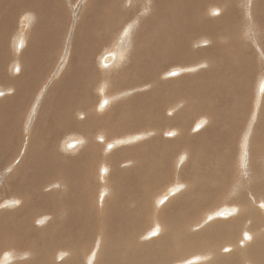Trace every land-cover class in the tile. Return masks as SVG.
<instances>
[{"label":"bare ground","instance_id":"obj_1","mask_svg":"<svg viewBox=\"0 0 264 264\" xmlns=\"http://www.w3.org/2000/svg\"><path fill=\"white\" fill-rule=\"evenodd\" d=\"M143 1L144 2H142V0H83L80 2L79 0H0V80L2 83H8L5 88H0V124H5L6 127H4L3 130L0 128V172L3 167L8 166L14 158L18 157L21 153V147H24L27 143L26 140H24L26 143L23 145L24 141H20L21 138H19L21 132L19 134L18 132L22 131L21 123H23L20 117L26 114V101L29 100V98L32 99L39 89L40 73L37 72V69L39 68V71H42L47 67L44 65L53 63L54 56H56L57 60L60 59V55L63 54L60 50L63 32L70 27L72 19L74 18L75 20V16L77 18L75 35L73 42H71V55L61 76L55 80L51 86L49 85L50 88L45 89V94L43 93L44 96L41 100L33 131L31 136L28 135L29 147L25 146L28 150L24 152L23 158H20L21 160L19 159L20 161L16 163L18 165L15 167L16 169L13 170L14 172L9 175L0 176V178L3 177L0 181V195L3 196L6 193L9 195L11 192L10 189H12V192L14 191L13 195L20 200H18V203L14 202L16 205L18 204L17 208L14 210H9V207L8 209L6 208V206L10 204V200H5V211L0 210V246L2 240L6 238V235L12 232L9 228L17 222V231H19L20 234L11 233L5 240L8 242L14 241V245L16 244L18 246V253L28 251V256L30 257L20 260L24 258V256L18 257L17 253L13 255L5 254V259H2L0 264H83V258L84 260L89 259V253H84L83 249L91 248L90 242L87 241V236L92 231H95L91 239V245L93 244L92 248L100 246V250L96 254L97 258H95V254H92L89 261L95 260L94 262L96 264H167L170 261L182 259L186 255L192 254L193 256L196 254L197 256L199 248L202 245L204 246L201 236L205 234L208 235V238L214 239H212L210 246H206V252L209 254H201V251H198V254L206 256L205 259L209 257L211 259L208 260L207 263H203V261H205L203 260L201 264H238L240 260H242L244 264H264V253L261 252L260 249V244L264 245V200H259L262 195L264 196V155L259 154L261 156H258L257 149L254 150L253 148V141L255 138L257 140L258 137L253 135L255 138H251L253 140L250 141L249 149L245 148L242 153L245 159L243 157L240 158L239 155L236 169L237 167H242L240 169L243 170V174L242 179L237 181L236 184L229 181L224 182L221 178L220 174H229L227 173L229 169L227 165H225L226 163L224 165L222 164L223 168H219V171L216 172V175H220V181H217V183L213 181L214 183L208 184L209 186L206 183L211 179L207 177L208 182L204 183V181H202L205 188H201V191L211 188L213 189L211 194L214 193L212 196L215 195L214 197H219L222 194L220 196V198L222 197V203L225 200H230L231 202L229 203L236 206L232 209L228 208L226 210H221L217 216V218L220 219L225 218L223 219V221H225L224 224H230L229 226L231 227H226L227 229H224L222 232H217L215 236H213V229L218 228L216 225L208 226L201 232H194V230H197L195 228L199 226L198 221H194L195 218H193V214L184 212L182 210L184 207H181L185 192L182 193V196H177V192L183 191L185 188L191 190L193 189L192 183H197L199 185L201 181H190L186 183L185 180V178H187L185 169L189 158V154L185 147L190 146L188 144L189 137L187 135H182V131L177 127L163 128L166 121L169 120V122H171L172 120L180 118L185 110L189 108V105L185 98L170 103L165 109H161V107L156 104V102H159L166 94L165 91H161L163 93L160 94L157 88H155L156 86L163 84L164 90H167L166 87H178L179 84L177 82L182 80L189 81L188 79L190 78L184 76L171 81H158V72H160V74L164 73L161 71L162 69L155 67L152 58V50L153 47L156 46L155 42L157 41L160 43L163 41V39L156 40V38L162 37L161 35H163L162 31L159 30L160 27H156L159 21V19L158 21L156 19L157 13L170 7V9H168L169 12L166 10L168 13L165 11L167 13L166 18L161 15V17H163L162 20L164 22L166 20V24L170 23V26H168L170 28L165 26L166 24L163 25V23L160 22L163 26L167 27V30L171 29L173 31L170 35L167 34L170 38L167 40L168 46L167 44L166 46L163 45L164 48L167 47V49L161 48L163 47L161 44L158 48L165 50L167 58L172 61L196 57L198 61L192 69L195 70L197 68L196 70H200L204 67L203 69L206 71L203 75L208 76L209 72L216 71L223 66L219 65V60L220 57H223L221 50L225 47L224 43L226 41L223 43L221 34L217 35L215 32H219V27H222V25H225L227 22L228 12H220L219 7H214V4H218L216 3L217 0L216 2H212V0ZM76 4H78V6H75ZM166 5L168 7H166ZM173 6H175V8L179 7L176 13L172 12L173 15H176L175 17L171 15V9L174 8ZM248 6H252V1H250ZM76 11L77 15H74ZM165 12L163 11L162 13L165 14ZM158 15L160 14L158 13ZM146 16L147 20H145ZM249 16H252V12L249 13ZM102 17L105 18L104 23L107 24V26L113 28L114 31L118 30V33L121 34L119 41H122L116 49L115 46H113L109 51L101 54L98 58V63H102L105 68L109 66L112 67V65L114 66L120 60V56L123 55L124 57V47L127 46V40L131 39L135 47L134 53L131 57H128L127 67L119 74V77L123 83L131 81L133 87L136 88L149 85L154 87L151 89L149 88L150 91H143L134 95L131 100L124 102L120 107L117 106L111 113L114 114L115 118L120 119L122 127H134L139 124L140 121L144 123L143 119L140 117L143 115V112L139 113L137 108L142 109L141 103L142 101L144 103L146 99V104H150V102L154 103L155 116L162 121V123L158 125L159 129L135 131L124 136L129 137V141H135L141 136L151 138L160 133L163 135L166 130L168 135H173L174 132L172 130H178L180 132V137L178 136V139H159V141L165 143L166 149H170L171 146L173 147L169 151V154L166 152H164V154L162 153V164L166 173H162V179L152 181L151 183L139 176L142 173L139 161L141 160V156L138 155L139 152L137 151L142 146L148 145L151 142L150 140L134 144L124 149L122 155H119L121 151H117L113 155L108 156V154H103V150H101L112 149L120 143L121 140V138L118 137L113 141V138H108L109 136L106 131H103L104 128H111L109 121H103L98 117V114L93 116L92 104L94 96L87 92L89 88H84L87 82L90 83L93 80H97L96 72L94 73L90 69L92 58H95L93 57V51L100 48L103 43H110L107 35L103 36V33L98 32L99 24H97V22ZM18 22H20V27L22 28L20 30L24 31V29H28L27 33L24 34L25 38H22L20 41L18 37L21 31L19 30V33L17 31ZM155 29L160 34L159 36L157 35L158 37L155 36L157 34ZM162 30L164 29L162 28ZM177 30H183V32L180 31L182 33L176 35V32H178ZM64 34L67 35V33ZM123 34L125 36H123ZM66 35L65 37L67 38ZM164 35L167 36L166 34ZM193 38L200 40L201 43L200 41L193 42ZM25 39H27V41H25ZM257 41L256 44L260 45L264 53V37H259ZM11 42L12 47L10 45ZM205 42H210V44L205 47L201 46L205 44ZM19 43L24 45H22V49L17 53V57L15 58L17 64L15 65V63H11L13 60H7L8 56L6 55V51L10 54L15 53L19 50V48H17ZM6 46L8 48H6ZM23 46H25L26 51L23 49ZM245 47L251 48V44L246 43ZM10 54L9 57L11 56ZM23 54L26 56H23ZM107 55L112 56V61L105 63L104 58ZM134 55L138 56V59L134 60ZM27 58H29L30 61ZM87 59L90 62L88 66L86 65ZM122 59L125 60V58ZM6 60L7 63H11L10 66H12V69H16L15 72L17 70L19 72L13 75V78L9 77L6 79L5 77L7 73V63H4ZM250 62L251 66L255 64L254 59L252 60L250 58ZM79 64H82V66H79ZM198 65L203 67L198 68ZM184 70V68H174L169 72V75L172 74V76H176L182 74ZM31 71H35V74L32 75ZM57 72L59 73V71ZM126 74H129L130 80L125 77ZM263 76V80L259 85V92L264 90ZM73 77L74 80L70 83ZM109 80L110 77H102L100 85L98 87H96V85L95 87L108 88ZM89 87H92V85ZM160 87H162V85ZM180 87L196 88L191 84ZM209 87L197 89V94L199 96L197 97L198 99H195L192 103V108L197 111L198 114H204V117L207 115L208 118L205 120L210 123V116L214 117L215 115L208 103L200 101V97L203 98V95H205V93L208 94L207 92L210 91L208 90ZM131 90L132 89H127L123 92L116 90V93L112 92V94L119 95V97L121 96L122 98L124 94H128ZM239 90L242 92L243 88H239ZM99 91L101 96H103V90L99 89ZM244 93L247 94L246 90H244ZM150 94L153 101L147 99V97H150ZM182 94L186 96L188 94L187 90H182ZM103 97L104 98L99 103L96 102L101 108H103L102 104H105L107 107L110 101H112L109 97ZM244 97L245 95L241 96L242 101ZM246 97L248 96L246 95ZM91 98L93 99L91 100ZM113 100H115L114 97ZM259 103H256L258 105L255 107L260 111L255 115V124L257 126L263 124L264 126V95L261 96V101ZM130 106L137 110V112H134L135 115L132 113L134 116L131 118L127 117L125 114L127 118H124V113H120V110L129 108ZM249 113L250 112H246V115ZM205 120H201L197 123L202 126ZM48 124H58L60 129L58 132L61 131V133L75 131L78 129V125L82 124L91 135L88 136V133L85 134L86 145L80 153L71 155L67 154V152L63 153L61 148L59 150L57 148V150L60 151L58 154L54 149L57 144L56 138L52 139L58 133L53 132ZM108 125L110 127H108ZM230 125H232L234 129L228 127V134L232 136L233 133L232 137L235 139L239 125L234 122ZM121 126L115 123L116 132H121ZM262 129L261 131L259 130V134L264 133ZM231 130L234 132L230 133ZM153 131H157V133L153 134ZM26 135H23V137ZM106 135L108 137H106ZM211 135L212 129L207 128L205 133L200 134L198 137L201 142H205L214 137ZM195 136L196 135L190 137ZM209 136H211V138H208ZM95 138L100 139L102 142L96 143ZM82 142L85 141L82 140ZM58 145L61 146V143ZM68 145L74 147L71 149L72 151L78 150L81 146V141H68L66 143V149L69 147ZM200 146H202L200 148L201 151L198 152L196 150V153H198L194 155L193 167H197L200 161H202V157L205 159V156L208 155V153H206V144H201ZM244 146L247 147V142L244 143ZM261 146L264 150V138H261ZM175 147H179L181 151L179 152L180 156L177 158L178 166H176L174 172L172 170V161L170 158L172 155L170 152H175ZM203 147H205L204 150L202 149ZM15 149L17 153H15ZM36 149L39 152L38 154L36 151V153L34 152ZM261 149L259 148L258 150ZM116 155H119V157L122 156L123 161L117 167H110L108 165V167H110L109 174L101 176V174L108 173L107 167H105L106 163H108L107 160H112ZM219 155H222V161L224 160L225 162L230 158V156L226 158L224 152H220L218 157H220ZM144 157L143 155V158ZM242 158L244 161L241 160ZM92 160L96 165L94 168ZM245 160L247 161L245 162ZM87 162L89 163L90 169L93 171L94 177L95 168H99L97 177L100 179V182L96 178L90 182L89 178H87L90 172ZM125 162L129 163V168L124 170ZM166 164L168 165L167 170L165 168ZM243 176H245V180ZM138 180L152 191L169 183L168 186L170 190L165 191L158 198L155 196L158 206L162 204L165 205L175 198V200L167 204L166 207L161 206L162 209L160 210L163 212L162 216L168 221L165 226L162 225L164 223L158 216L157 206L155 208V212L157 213L149 217L145 216L143 211L145 200L140 191L142 187ZM95 181L98 184L96 197L93 201H86L88 195L93 192ZM51 183L55 186L52 187L50 185ZM225 184L236 185L234 188V195H230L232 191L228 193H226V191H224V193L222 192V190L227 187H225ZM42 187L44 190L41 189ZM58 187H60V189L56 190ZM65 187L68 188V191L62 192L61 190ZM189 189L188 191L190 192ZM218 189H220V192ZM104 190H106V193L103 192ZM56 191H60L58 193L61 197L56 196ZM123 192H126V194ZM189 192L185 195V199L187 198L186 196L189 195ZM154 193L156 195V192ZM192 193L194 194V192ZM213 200H215V198ZM200 203L202 205L205 204L204 199ZM93 204L96 206L92 207ZM201 204L200 206H202ZM63 206H67L66 211L63 213L66 215L64 218H61L63 214H59L57 218L54 212L57 210L61 211ZM113 207L114 210L112 209ZM91 209L93 217H89L87 213L90 212ZM42 213L43 215H41ZM216 213L218 212L210 209L205 212L204 217L207 218ZM50 214H53L55 217H52ZM134 214L136 217L131 221L129 217L135 216ZM187 214L191 215L190 222L188 218H185ZM236 214L237 216L235 217ZM4 215L14 218L16 222L12 225H8L10 224L9 222L6 224L3 218ZM97 215L99 217L102 215L103 221L100 219V222H94ZM72 219L73 225L70 223ZM145 219H148L146 225L148 229L139 232L137 238L138 230L140 231L144 225L143 221ZM185 220L188 224H186ZM75 221L78 223L77 226H75ZM157 224H160V229L157 228L158 230L151 232L152 227ZM79 226H81V228ZM71 227L79 229L82 232L76 233ZM159 233H162L161 238L153 242L148 240L149 237L157 236ZM95 234L96 236L94 237ZM64 235H67L68 238L67 245L63 242ZM48 237L51 238L50 241ZM223 242H228L229 246L223 247L224 250L221 249V251L218 246ZM46 245L52 249H58L59 247H62V249L66 248V254H63L59 261L53 259L46 263L43 259V254L38 256V252L35 253L36 255L33 253L34 250L37 251V249ZM19 247L21 249H19ZM4 248H6V246ZM168 248L170 249L169 251ZM214 255H216L215 258H212ZM57 257H59V255ZM192 260H195V258H192Z\"/></svg>","mask_w":264,"mask_h":264},{"label":"rangeland","instance_id":"obj_2","mask_svg":"<svg viewBox=\"0 0 264 264\" xmlns=\"http://www.w3.org/2000/svg\"><path fill=\"white\" fill-rule=\"evenodd\" d=\"M79 1L81 2L83 0H79ZM250 1H252L251 7L248 6ZM142 2H144V1L142 0ZM212 2H216V0H212ZM216 3H218V4H214V7H217V8L219 7L220 12H228L227 22L225 23V25H222V27H219V30H220L219 32H215V33H217V35L221 34L222 38L224 39V40L222 39L223 43H224V41H226L224 43L225 47L221 50V54L223 55V57L222 58L220 57V60H219L220 64L219 65H221V66L223 65V66L219 68L220 70L218 69V70L213 71V72L211 71L212 73L209 72L208 76H204L203 74L205 73L206 70L203 69L204 68L203 66H201V65L197 66L198 68L203 67L200 70H196L197 68L195 70L192 69V67L198 61V59L196 57H189V58H185V59L179 58L180 60L172 61L171 59L169 60L167 58L165 50L158 48V47H160V44H161V46H163V45L166 46V44L168 46L167 40L170 39L168 35L173 33V31L171 29L167 30V27L170 26V23L169 24L165 23L166 22L165 18L167 17V13L169 12L168 9H170V7L168 9L161 10L162 12L163 11L165 12L167 10L168 11V12L166 11L167 13L165 12V14H164L162 12H158L160 15H158V13H157V16H156L157 21L159 19L156 27L157 28L160 27L161 29L159 28V30L162 31L163 35L168 34L167 35L168 37L165 35L164 36L161 35L162 37L156 38V40L157 39H163L162 42L164 44L162 42L159 43L156 41L155 42L156 46H154L153 50H152V58H153V62L155 64V67L162 69L161 71L164 73V74H160V72H158V77H157L158 81L164 82L166 80L171 81L174 79H179V78H182L184 76L190 77L188 79L189 81L182 80L180 82H177L179 84L178 87H173V88L166 87L167 90L166 89L164 90L163 84L156 86L155 88H157V90L160 94L163 93L161 91H165V93H166L164 95V97L159 102H156V104L159 105L161 107V109H165L168 105H170V103H172L176 100L185 98L187 101V104L189 105V108H187L185 110L184 114L180 118H178L176 120H172L171 122H169V120L166 121L165 124L163 125V128L177 127L182 131V135H187L189 137L188 138V140H189L188 144L190 146L185 147V149L187 150V152L189 154V158L187 160V167L185 169V175L187 177V178H185V180H186V183H189L190 181H199V180H201V181H200L199 185L197 183H192V188L194 190L193 189L190 190L189 188H185L186 189V190L184 189L185 191L183 190V191L177 192V196L178 197L182 196V193L185 192L184 196H183L184 200L182 202L183 206L181 205V207H184V208H182V210L184 212H189V213L193 214L192 216H193V218H195L194 221H196V222L198 221L199 226L197 228H195L197 230H194V232H201L205 228H207L208 226L216 225V226H218V228L213 229V232H214L213 236H215L217 234V232H222L224 229L231 227V226H229L230 224H224L225 221H223V219H225V218H222V219L217 218V216L219 215L221 210H226L228 208L232 209L236 206L234 204L229 203V202H231L230 200L229 201L225 200L222 203V201H221L222 197L220 198V196L222 194L219 197H214L215 195L212 196L214 193L211 194V191L213 190L211 188L205 189L204 191H201L202 190L201 188H205V186L203 184L205 182H208L207 181L208 178L211 180L208 183H206L207 185L208 184L210 185V183H214V182L217 183V181L221 180L219 178L220 175H221V178L224 182L229 181L231 183L233 182V184H236L237 181L241 180L243 170L240 168H242V167H237V169H236L238 158L240 155V158L243 157L245 159V156L242 153L244 152L245 148L249 149L250 141H252L255 137H258V138H257V140H256V138L254 140L256 143L253 141V143H254L253 148H254V150L257 149L256 151H258V156L264 155V150H263V147L261 146V138H264V133L259 134V130L261 131L262 128H263L262 130L264 131V126H263V124H260L259 126H257L255 124V115L260 112L258 108L257 109L255 108L258 105L256 103H259L261 101V96L264 95V90L262 92H259V89H260L259 85H260L261 81L263 80L262 76L264 74V53H263L260 45L256 44L258 42L257 40L259 37L260 38L264 37V0H223V1L217 0ZM75 6H78V4H76ZM166 7H168V6L166 5ZM173 7L174 8L171 9V15L175 17L176 15L175 14L173 15L172 12L176 13L178 10L177 8H179V7H177V8H175V6H173ZM249 8H250V11H249ZM74 10H75V8H74ZM77 11H76V13L74 12L75 14L74 13L73 14L77 15ZM251 12H252V16H249V13H251ZM74 15H73V17H74ZM161 15L163 17H165L164 18L165 22L162 20L163 17H161ZM211 15L214 16L213 14H211ZM104 20H105L104 17H102L98 20V22H97V24H99L98 32L103 33L102 34L103 36L107 35L109 37L110 43H103L100 48L93 51V53H94L93 57H95V58L94 59L92 58L90 69L94 73L96 72L95 74H96L97 80H93L94 82L91 81L90 83L87 82L85 84L84 88H89V91H87V92L93 94L92 96H94L93 97L94 99L91 98V100L93 99V104H92L93 105V108H92L93 116L98 114V117L101 118L103 121H109V125L111 126V128L110 129L104 128V130H103V131H106V133L109 136L108 137L106 135V137L113 138L112 139L113 141L116 140V138L120 137L121 140H120V143H118L112 149L109 148V150H106V149H101V150H103V152H102L103 154H108V156L113 155L117 151H121V154H119V155H122V152L124 149H126V148H128L134 144H138V143H142L143 141L150 140L151 142L148 145L142 146L137 151L139 152L138 155L141 156V160H139V161H140V165H141L140 170H142V173L139 176H141L144 180L150 181V183H151L152 181L162 179V173H166L164 171V166L162 164V159H163L162 155L164 154V152L169 154V151L173 147V146H171L170 149H166L165 143L163 141H159V139L160 138L178 139L180 137L179 136L180 132L178 130H172L174 132L173 135H168L167 130H166L163 133V135L160 133L159 135L153 136L151 138H147V136H141V137L137 138L135 141H129V137L124 136V135H127L129 133H133L135 131H146L148 129H159L158 125H160L162 123V121L160 118L155 116L154 103L150 102V104H146L145 103L146 99L144 100V103H143V101L141 103L143 110L137 108L139 113L143 112V115L140 117L143 119L144 123H142V121H140V123L134 127H122L120 124V119L115 118L114 114L111 113V111L114 108H116L117 106L120 107L121 104H123L124 102L131 100L134 95H137L138 93L143 92V91L144 92L150 91V89L154 88V87L149 85V86H145V87H141V88H136V87H133V84L131 83V81H128L127 83H123L119 77V74L125 70V67H127L126 64H127L128 57H131V55L134 53L133 51H134L135 47H134L131 39L127 40V46L124 47V49H125L124 50V53H125L124 57H123V55L120 56V60L114 66L112 65V67L109 66L111 68H109V67L105 68L102 65V63H100V62L98 63V58H99V56H101V54L109 51V49L113 48V46H115V49H116L117 47H119V45H120L119 43H121V41H122V40L119 41L121 34L118 33V30L114 31L113 28L107 26V24L104 23ZM145 20H147V16H146ZM160 21L163 23V25L166 24L165 26H167V27L163 26ZM146 22H148V21H146ZM167 22H168V20H167ZM76 23H77V18L75 16V20L73 18L71 23H70V27H68L69 31H68V29H65L63 32V35H62L63 38L60 42V50L63 54L60 55V59L57 60L56 56L53 55L54 56L53 63H48L47 65H44L47 67H45L42 71H39V68L37 69V72L40 73L39 89L37 90L36 94L33 92L35 94L34 97L32 99L29 98V100H27L25 103V106L27 108V110H25L26 114L24 116L20 117L21 120L23 121V123H21V130L22 131L18 132V134L21 132L19 134V138H21L20 141L26 140L27 143L24 141L23 145L25 143L27 145L25 144L24 147H21V149H20L21 153L19 154L20 156L18 155V157L14 158L8 164V166H5L6 164L4 165L5 167L2 168V170L0 172V176L9 175L12 172H14L13 170H15L16 169L15 167L18 165L16 163H18L21 160L20 158H23L22 156H23L24 152H26V150H28L26 147H29V136H31V133L33 131L34 123L37 119L38 112L40 109L41 100H42V98L45 94V91H46L45 89L50 88L51 84L61 76V73L66 68V64H67L69 57L71 55V51H72L71 50V47H72L71 42H73V39H74V35H75L74 32H75L76 26H77ZM162 28L164 30H162ZM168 28H170V27H168ZM20 29H22V28L20 27V22H18V24H17L18 33H19ZM20 31L21 32H20L19 37H18L19 41L22 40V38H25L24 34L27 33L28 29L27 30L24 29V31L23 30H20ZM177 31L178 32H176V35H179V33L181 34L183 32V30H177ZM180 31H182V32H180ZM71 32H73V33H71ZM156 32H157V30H156ZM164 32H166V33H164ZM64 33H67V35ZM107 33H109V34H107ZM192 33H194V32H192ZM65 35L67 36V38L65 37ZM157 35L159 36L160 34L157 32V34L155 36H157ZM123 36H125V35L123 34ZM225 38H227V39H225ZM25 41H27V39H25ZM197 41H200V40H196L195 38H193V42H197ZM200 43H201V41H200ZM246 43H250L251 48L245 47ZM209 44H210V42H205V44H202L201 46L205 47V46H208ZM10 45L12 47V42L10 43ZM22 45H24V44L19 43V46H17V48H19V50L16 51L15 53L10 54L6 51V55L8 57H9V54L11 55L9 58L7 57V60H13L11 63H15V65H16L17 61H15V58L17 57V53L22 49ZM164 46L161 48H164ZM23 47H24L23 49L26 51L25 46H23ZM6 48H8V47L6 46ZM164 49H167V47ZM13 52H14V50H13ZM95 53H96V55H95ZM23 56H26V55L23 54ZM133 57H134V60L138 59V56L134 55ZM122 58H125V60H123ZM250 58L252 60L253 59L255 60V64H252V66H251ZM27 59L30 61L29 58H27ZM7 60L5 61L4 64L7 63ZM55 60H56V62H55ZM11 63H7L6 70H7L8 74L7 73L5 74L6 79L9 77L13 78V75H16V73L18 72V70L15 72L16 69H14V68L12 69V66H10ZM89 63L90 62L87 59L86 65L88 66ZM79 66H82V64H79ZM50 68H51V70H50ZM174 68L175 69L176 68H184L185 70L183 71L182 74H179L176 76H172V74L169 75V72L172 71ZM49 70L51 71V73ZM57 71H59V73ZM222 71L224 72V74ZM31 72H32V75L35 74V71H31ZM28 74H30V73H28ZM102 77H105V78L110 77V80L108 81V88H105V89L103 87L96 88L100 85V82L102 81ZM125 77H127L129 79V74H126ZM263 78H264V76H263ZM72 80H74V77L71 78L70 83L73 82ZM187 84H191L193 87H196V88L180 87V86L187 85ZM7 85H8V83H2V81L0 80V88H5ZM91 85H92V87H89ZM161 85H162V87H160ZM209 85H210V87H209ZM206 87H209L208 90H210V91L207 92L208 94L205 93V95H203V98L200 97V99H201L200 101L208 103L210 109L212 110V112L215 115L214 117L210 116V119H211L210 123L207 120H205L208 118L207 115H205V117H204L203 116L204 114H198V112L192 108V103L195 101V99H198L197 97L199 96L197 94V89L198 88H206ZM239 88H243L242 92L239 90ZM99 89L103 90V96L109 97L112 100V101H110V104H109L110 106L108 105L106 107L105 104H102L103 108H101L97 104L104 98L103 96H101ZM127 89H132V90L130 92H128V94H124V97H122V98H121V96L119 97V95L112 94V92L116 93L115 92L116 90H120L119 92H123ZM184 89H186L188 92V94L186 96H184L182 94V90H184ZM244 90H246L247 94L244 93ZM242 95H245V97L243 98V101L241 99ZM246 95L248 97H246ZM113 97L115 98V100H113ZM147 99H149V101H153L151 94H150L149 98L147 97ZM33 100H34V102H33ZM259 104H261V103H259ZM104 107H106V108H104ZM137 110H135L132 106H130L129 108L121 109L120 113H124L123 114L124 118H127V117L131 118L132 116L135 115L134 112L136 113ZM246 112L247 113L250 112V113L246 115ZM125 114L127 117L125 116ZM34 115H35V117H34ZM202 117H204V118H202ZM201 120H205L204 124L202 126L197 123ZM11 122H12V119H11ZM233 122L235 124L239 125L235 139L232 137L233 133H232V136H230L228 134L229 133L228 127H230V129H234L233 126L230 125ZM115 123L118 126H121V132L120 133L116 132ZM240 123H242V124H240ZM109 125H108V127H110ZM48 126L53 132L58 133L57 135H55L52 138V139L56 138L55 140L57 141V144H56V148H54V149L58 154L60 152V151H58L60 148H61V151L63 153L67 152V154H71V155H74L76 153L78 154L83 150V147L86 145V135L85 134H87L88 132L86 131V129L84 128V126L82 124L78 125L77 130L66 131L65 133H61V131L58 132V130H60L58 124H48ZM255 126H257V127H255ZM4 127H5V124L1 123L0 128L3 130ZM207 128L212 129V135L211 136H214V137L211 138V136H209L208 138H211V140L201 142V140H199L198 136L202 133H205ZM255 130L257 133L255 132ZM231 132H234V131L231 130L230 133ZM152 133L156 134L157 131H153ZM22 134L23 135L27 134V135L25 137H23ZM90 135H91V133H88V136H90ZM194 135H196V136L190 137V136H194ZM253 135L255 137H253ZM150 136H152V135H150ZM150 136H148V137H150ZM26 137H28V138H26ZM251 138H253V139H251ZM132 139H134V138H132ZM70 140L71 141H73V140L81 141L80 148L78 150L73 149L74 151H72L71 149L74 147H70L68 145L69 147L66 149V143ZM82 140L85 142H82ZM95 140H96L95 141L96 143L102 142L100 139L95 138ZM245 142H247V147L244 146ZM60 143H61V146L58 145ZM201 144H206V153H208V155L205 156V159H204V157H202V161H200V163L197 167H193L194 166L193 165L194 155H197V153L201 151L200 150V148L202 147V146H200ZM255 144H256V146H255ZM234 145H235V147H234ZM261 147H262V149H261ZM57 148H58V150H57ZM132 148H135V147H132ZM259 148L261 150H258ZM68 149H70V150H68ZM202 149L204 150L205 147H203ZM196 150L198 151L197 153H196ZM15 151H16V149H15ZM35 151L37 152V154L39 153L37 151V149L34 150V152ZM180 151H181V149L179 147H175V152L174 151L170 152V154L172 155V156H170L171 161H172L171 162L172 170L174 172H175L176 166H178L177 165V158L180 156V154H179ZM193 151H195V152H193ZM220 152H224L226 154V158H228V156H230V158L227 159L228 160L227 162H225L224 160L222 161V159H223L222 155L221 156L219 155L220 157H218V154ZM15 153H17V151ZM259 154H261V155H259ZM119 155L114 156V158L112 160H107L108 163H106L105 167H107L108 173L101 174V176L109 174L110 167L119 166V164L123 161V157L122 156L119 157ZM134 155L138 156L137 154H134ZM134 155H132V156H134ZM143 155L145 156L144 158H143ZM243 158L241 160L244 161ZM246 161L247 160H245V162ZM222 164L227 165V168L229 169L228 170L229 172H227V173H229L228 175H226V174L216 175V172L219 171V168H223ZM92 165H93V168L96 167L95 162L93 160H92ZM108 165L110 167H108ZM87 166H88V169H90L88 162H87ZM127 168H129V163L125 162V166L123 169L125 170ZM165 168H166V170L168 169L167 164L165 165ZM7 170H9V171H7ZM53 171H54V169H53ZM98 171H99V168L98 167L95 168V177H94L93 171L90 169L91 174L89 172V175L87 177V178H89L90 182H92L94 180V178L98 179L100 182V179L97 177V175L99 173ZM101 172H102V170H101ZM230 175H232V176H230ZM243 177L245 180V176H243ZM2 178L3 177L0 178V181L2 180ZM138 181L141 184V187L143 188V189L141 188L140 191H141L142 195L144 196V200H145L144 204H143V211L145 213V216L149 217V216L153 215L154 213H157V212H155V208L157 206L158 207V209H157L158 210V216L160 217V219L164 223L162 225L165 226V224L168 221L166 219H164V217L162 216L163 212L160 209H162L163 206L166 207L167 204L174 201L175 198H173L171 201H169L165 205L164 204L159 205L160 207L162 206L160 208L158 206L156 200H155V196L158 198L165 191L170 190V187L168 186L169 183H166L163 187H159L155 191H152L151 189L147 188V186L142 184L140 182V180H138ZM202 181H204V183H202ZM50 185L52 187L55 186V185H53V183H51ZM230 185L231 184H225V187L226 186L227 187L224 190H222V192L224 193V191H226V193H228L229 191L230 192L232 191L230 193V195L232 196L235 194L234 188L236 185H231V186ZM97 188H98V184L95 181L93 192L88 195V198L86 199V201H93L95 199L96 193H97ZM135 188H137V187H135ZM41 189L44 190L43 187ZM57 189H60V187L56 188V190ZM67 189L68 188L65 187L61 191L67 192L68 191ZM188 189L190 190L191 194L188 191ZM10 191L11 192L9 193V195H11V196H9L7 193L3 196L0 195L1 196L0 197V210L1 211H5L4 210L5 209L4 204L6 203L5 200H10V204H8L6 206L7 209H8V207H9V210H14L15 208H17L18 204L16 205V203H18L20 200L13 195L14 191L12 192V189H10ZM218 191L220 192V189H218ZM40 192H42V191H40ZM58 192H60V191L55 192V193H57L56 196L61 197V195ZM103 192L106 193V190H104ZM136 192H135V194H136ZM154 192H156V195ZM187 192H189L190 196L189 195L186 196L187 198L185 199V195H187ZM192 192H194V194ZM123 193L126 194V192H123ZM200 197H201V199H200ZM202 198L204 199V202H205V204H203V205L200 203L203 200ZM214 198H215V200H213ZM52 199H53V197H52ZM259 200H264V196L262 195ZM14 202H16V203H14ZM49 202H51V201H49ZM200 204L202 206H200ZM2 205H3V207H2ZM184 205H186V206H184ZM93 206H96V205L93 204L92 207ZM114 207L112 208L113 210H114ZM63 208H65V209H63ZM63 208L61 209V211L57 210L56 212H54L56 217L59 214H63L66 211L67 206H65V207L63 206ZM135 209H136V207H135ZM210 209H213V210H215V212H218L215 214L216 217H215V215L209 216L207 218L204 217L205 212L207 210H210ZM193 212H195V213H193ZM87 213H88L89 217H93L92 209L90 212H87ZM41 215H43V213ZM50 215L52 217H55L53 214H50ZM65 215L66 214H63L61 218H64ZM190 216L191 215L187 214L185 217L186 219L187 218L189 219V222H190ZM236 216H237V214L235 215V217ZM135 217H136V215L130 216L129 219L131 221H133ZM263 217H264V214H263ZM3 218H4L6 224H8V222L10 223L8 225H12L13 223L16 222L14 220V218L7 217L6 215H4ZM20 218H22V217H20ZM100 219H102V221H103V216L101 215L99 217L97 215L94 219V222H100ZM231 219H233V218H231ZM228 220H230V219H228ZM143 222H144V225L142 226L140 231L138 230V233L136 236L137 238L139 236V232H142V231L148 229V226H146L148 219H145ZM70 223L73 225V219L71 220ZM186 224H188L187 221H186ZM77 225H78V223L75 221V226H77ZM12 227L9 228V230L11 229L10 231H12L11 233L20 234L19 231H17L18 230L17 222ZM79 227L81 228V226H79ZM160 227H161L160 224L154 225L151 229V232L160 229ZM71 229H73L76 233L82 232L79 229H76L74 227H71ZM94 232L95 231H92L87 236V241L90 242L91 248L90 249H83L84 253H89V255H88L89 259H90L92 254H95V258H97L96 254L100 250L99 249L100 246H98L97 248H92L93 244L91 245V239H92V235ZM11 233H9L8 235H10ZM99 233H100V230H99ZM8 235H6L5 239H7ZM95 236H96V234L94 235V237ZM161 237H162V233L161 234L159 233V235H157V236L149 237L150 239L148 238V240L153 242L156 239L161 238ZM201 237L203 238L202 241H203L204 246L202 245L198 251H201V254H203V253L209 254L208 252H206V250H207L206 246L207 245L210 246L212 239H214V238H212V239L208 238L207 234L202 235ZM5 239L2 240L1 246H3V247L0 246V249L3 248L0 250V261L2 259H5L6 255H9V254L13 255L15 253H17L18 257L24 256V258H21L20 260L28 259L30 257V256H28V251L18 253V246L16 244L14 245V243H13L14 241L8 242ZM48 240L50 241L51 238L48 237ZM67 240H68L67 235H64L63 242L66 245H67ZM228 242L221 243L218 246V248L221 250V249H223V247L229 246ZM4 244H5L6 248H4L5 247ZM19 249H21V248L19 247ZM61 249H62V247H59L58 249H52V248L48 247V245H46V246L40 247L39 249H37V251L34 250L35 252L33 251V253L35 254L38 252V254H37L38 256L43 254V259L47 263L49 260H53V259L56 261H59L60 257L62 258V255L66 254L65 252L67 250L66 248L65 249L63 248L62 250ZM260 249H261V252L264 253V245L263 244H260ZM169 250L170 249L168 248V251ZM198 251H197V256H196V254L193 256H192V254L186 255L182 259H179L176 261H170L167 264H201L203 260L206 261V262L203 261V263H207L208 260H211L210 257L205 259L206 256L198 254ZM46 253H48V254H46ZM45 254H46V256H45ZM58 255H59V257H57ZM215 256L216 255L212 256V258H215ZM192 258L193 259L195 258V260H192ZM89 259L84 260V258H83V264H96L94 262L95 260L89 261ZM238 264H244V262L242 260H240V261H238Z\"/></svg>","mask_w":264,"mask_h":264},{"label":"water","instance_id":"obj_3","mask_svg":"<svg viewBox=\"0 0 264 264\" xmlns=\"http://www.w3.org/2000/svg\"><path fill=\"white\" fill-rule=\"evenodd\" d=\"M112 61V56L111 55H107L105 58H104V62L105 63H108V62H111Z\"/></svg>","mask_w":264,"mask_h":264}]
</instances>
